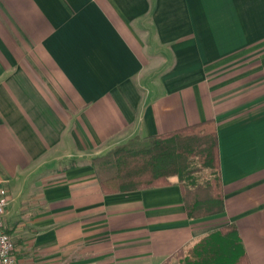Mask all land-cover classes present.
I'll use <instances>...</instances> for the list:
<instances>
[{
  "label": "crops",
  "instance_id": "crops-1",
  "mask_svg": "<svg viewBox=\"0 0 264 264\" xmlns=\"http://www.w3.org/2000/svg\"><path fill=\"white\" fill-rule=\"evenodd\" d=\"M213 120L221 213L92 159ZM0 188L17 264H164L233 223L264 264V0H0Z\"/></svg>",
  "mask_w": 264,
  "mask_h": 264
},
{
  "label": "trees",
  "instance_id": "trees-1",
  "mask_svg": "<svg viewBox=\"0 0 264 264\" xmlns=\"http://www.w3.org/2000/svg\"><path fill=\"white\" fill-rule=\"evenodd\" d=\"M215 122L204 120L182 129L134 137L92 159L104 192H126L160 186L176 177L187 217L202 218L224 209ZM211 178L197 181L196 172ZM233 223L200 237L174 264H249ZM166 264V263H164Z\"/></svg>",
  "mask_w": 264,
  "mask_h": 264
},
{
  "label": "built area",
  "instance_id": "built-area-1",
  "mask_svg": "<svg viewBox=\"0 0 264 264\" xmlns=\"http://www.w3.org/2000/svg\"><path fill=\"white\" fill-rule=\"evenodd\" d=\"M8 205V197L5 189L0 188V264H17L13 253V240L4 229V216Z\"/></svg>",
  "mask_w": 264,
  "mask_h": 264
},
{
  "label": "rangeland",
  "instance_id": "rangeland-1",
  "mask_svg": "<svg viewBox=\"0 0 264 264\" xmlns=\"http://www.w3.org/2000/svg\"><path fill=\"white\" fill-rule=\"evenodd\" d=\"M197 175V181L204 182L207 178H211L210 171L208 169H202L200 171L196 172ZM178 259H173L166 264H174L177 262Z\"/></svg>",
  "mask_w": 264,
  "mask_h": 264
}]
</instances>
